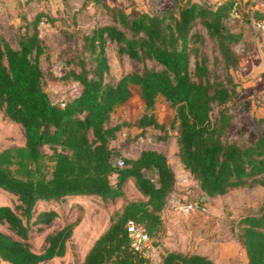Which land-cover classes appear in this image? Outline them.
Returning <instances> with one entry per match:
<instances>
[{
    "label": "trees",
    "instance_id": "trees-1",
    "mask_svg": "<svg viewBox=\"0 0 264 264\" xmlns=\"http://www.w3.org/2000/svg\"><path fill=\"white\" fill-rule=\"evenodd\" d=\"M173 1L163 12L110 8L109 21L85 31L75 55L78 67L62 75L81 89L66 100H54L45 88L41 57L46 50L37 29L42 13L19 27L16 42L0 29V109L20 126L24 139L0 150V191L10 199L0 204V260L40 264L64 256L86 200L122 199L77 264H217L204 253L165 247L161 259L153 261L131 247L127 229L132 219L155 244L164 245L156 235L176 184L168 155L148 147L128 155L114 143L127 125L142 132L149 126L166 130L167 123L155 114L160 98L175 108L170 127L177 129L179 158L206 194L264 185V118L255 121L251 141L229 135L240 96L231 67L237 62L232 45L242 34L225 21L235 1ZM208 39L216 51L213 67L203 53ZM109 42L141 69L114 78ZM135 92L144 112L134 121L115 120L117 108ZM131 182L138 197L127 194ZM75 209L82 214L74 218ZM232 228L247 264H264V195L255 210L232 220ZM44 232L36 250L32 239Z\"/></svg>",
    "mask_w": 264,
    "mask_h": 264
},
{
    "label": "rangeland",
    "instance_id": "rangeland-1",
    "mask_svg": "<svg viewBox=\"0 0 264 264\" xmlns=\"http://www.w3.org/2000/svg\"><path fill=\"white\" fill-rule=\"evenodd\" d=\"M198 1L219 3L222 0ZM234 1L235 12L225 21L232 31L242 34L241 39L232 45L237 55V62L231 67L233 78L238 83L240 96L236 98L237 115L229 126V135L251 141L256 137L255 121L264 118V69H262L264 29H260L256 24L257 20L263 17L264 0ZM173 4V0H0V29L16 42L19 27L25 26L27 20L35 19L42 13L37 29L46 50L41 57L45 71V88L54 100H66L80 91L81 84L72 79H65L62 75L70 67H78V58L75 55L82 47L83 33L98 23L109 21L110 8L123 7L133 13L163 12ZM107 51L111 64L110 74L114 78L120 77L125 72L141 69L140 62L126 55H120L114 42L108 43ZM203 53L210 55V64L212 67L215 66L216 51L212 40H207ZM220 68L223 71V67ZM144 110L145 104L135 92L130 100L117 108L114 119L134 121ZM155 114L160 121L167 123L166 130L149 126L145 132H142V129L134 125H127L119 132L116 142L121 143L123 152L128 155H136L146 147L165 151L176 174V184L172 194L189 198L208 195L184 168L179 158L177 129L170 127L175 116V108L160 98ZM261 128L264 131V121L261 122ZM23 142L20 126L6 119L0 109V150L8 145ZM128 193H133L129 185H127ZM263 195L264 185L238 186L224 194L208 195L209 209L206 212L194 211L184 215L167 211L163 214V228L156 235V239L164 243L159 248L160 254L164 252L165 247L204 253L217 264H242L246 253L235 239L232 220L255 210ZM122 202V199L117 203H107L101 199L86 200L83 220L69 242L68 252L64 256L40 264H77L82 261L94 240L110 223L113 212L121 207ZM3 203H10V199L0 191V204ZM78 214H82V211L77 209L72 211L74 218ZM45 234V232L41 233L32 239L36 250L41 248ZM0 264L9 263L0 260Z\"/></svg>",
    "mask_w": 264,
    "mask_h": 264
},
{
    "label": "built area",
    "instance_id": "built-area-1",
    "mask_svg": "<svg viewBox=\"0 0 264 264\" xmlns=\"http://www.w3.org/2000/svg\"><path fill=\"white\" fill-rule=\"evenodd\" d=\"M264 6V4H263ZM263 17L257 20V26L260 29H264V7ZM235 9L233 10V13ZM118 164L123 166L125 160L123 158L118 159ZM169 212H178L180 214H190L194 211L206 212L209 209L208 195L202 194L197 198L179 197L176 193L171 194L168 199ZM128 233L130 236L131 247L142 253L143 255L150 257L153 261H159L161 259L160 244H155L152 236L145 230L143 226L138 224L134 220H129L127 224ZM242 264H247L243 261Z\"/></svg>",
    "mask_w": 264,
    "mask_h": 264
},
{
    "label": "crops",
    "instance_id": "crops-1",
    "mask_svg": "<svg viewBox=\"0 0 264 264\" xmlns=\"http://www.w3.org/2000/svg\"><path fill=\"white\" fill-rule=\"evenodd\" d=\"M114 143L115 144H118V145H120L121 143L120 142H116V140H114ZM129 186L131 187V191L133 192L132 194H129L128 193V195L130 196V197H138L139 196V194H137V191H136V187H135V184H134V182H131L130 184H129ZM127 189V188H126ZM4 204V203H3ZM246 255H245V260L244 261H246Z\"/></svg>",
    "mask_w": 264,
    "mask_h": 264
},
{
    "label": "water",
    "instance_id": "water-1",
    "mask_svg": "<svg viewBox=\"0 0 264 264\" xmlns=\"http://www.w3.org/2000/svg\"><path fill=\"white\" fill-rule=\"evenodd\" d=\"M52 1H56V0H52ZM262 69H264V61H263V64H262Z\"/></svg>",
    "mask_w": 264,
    "mask_h": 264
}]
</instances>
